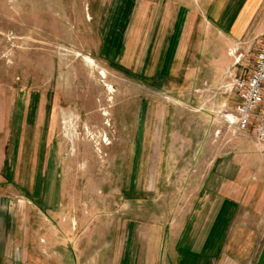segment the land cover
I'll use <instances>...</instances> for the list:
<instances>
[{
  "label": "rangeland",
  "instance_id": "374dc122",
  "mask_svg": "<svg viewBox=\"0 0 264 264\" xmlns=\"http://www.w3.org/2000/svg\"><path fill=\"white\" fill-rule=\"evenodd\" d=\"M222 1L0 0V264H264V143L224 92L264 2L227 38Z\"/></svg>",
  "mask_w": 264,
  "mask_h": 264
},
{
  "label": "built area",
  "instance_id": "2783aa9c",
  "mask_svg": "<svg viewBox=\"0 0 264 264\" xmlns=\"http://www.w3.org/2000/svg\"><path fill=\"white\" fill-rule=\"evenodd\" d=\"M229 91L237 98L234 113L225 115L238 132H245L251 126L252 119L254 140L264 143V40L254 55L253 66L248 74L234 75Z\"/></svg>",
  "mask_w": 264,
  "mask_h": 264
},
{
  "label": "crops",
  "instance_id": "0c3cea01",
  "mask_svg": "<svg viewBox=\"0 0 264 264\" xmlns=\"http://www.w3.org/2000/svg\"><path fill=\"white\" fill-rule=\"evenodd\" d=\"M220 1H222V0H220ZM263 2H264V0H243L241 3L242 6H241V9H240L238 16L235 17V15H234L232 17V19L230 21H228V18L231 15V11L229 10L230 4H229V0H223L221 2L222 5H223V3H225L223 7H222V5L218 4L217 6L212 5L209 8L208 13H207V16L209 17L208 22L210 24H212L213 28L216 31L219 30L221 33L224 34V36H227V38L228 37L233 38L237 34V32H239L241 30V28L246 25L247 13L249 11L250 12L256 11L260 7L259 5ZM172 28H173V30H172V33H173L174 27L172 26ZM164 59L165 58L162 57L159 69H157V67L159 65V58H156V61H155V65H156V69H157L156 72L160 73L161 76L168 75L171 72V69L173 67V64L171 63V61L173 60V57L169 60V62L166 59L165 60ZM220 60L222 62V70H219L217 74H222L223 76L227 75L228 70L231 68L230 67L226 68V64H227L226 52H225V56L223 55V57ZM165 62L168 64H165ZM195 76H199V73L190 72L189 74L186 75V80H188V77H191V80H192ZM198 83L200 86V81ZM201 83L210 84V80L209 79L204 80ZM222 84L223 83L219 84L220 85L219 89L221 88Z\"/></svg>",
  "mask_w": 264,
  "mask_h": 264
},
{
  "label": "bare ground",
  "instance_id": "6f19581e",
  "mask_svg": "<svg viewBox=\"0 0 264 264\" xmlns=\"http://www.w3.org/2000/svg\"><path fill=\"white\" fill-rule=\"evenodd\" d=\"M87 61H88L90 64H93V61H92L90 58H87Z\"/></svg>",
  "mask_w": 264,
  "mask_h": 264
}]
</instances>
